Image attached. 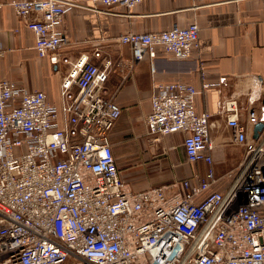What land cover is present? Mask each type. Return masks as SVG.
Instances as JSON below:
<instances>
[{"label": "built area", "instance_id": "built-area-1", "mask_svg": "<svg viewBox=\"0 0 264 264\" xmlns=\"http://www.w3.org/2000/svg\"><path fill=\"white\" fill-rule=\"evenodd\" d=\"M142 1L9 2L34 34L36 56L68 71L56 103L42 91L0 80V264H264V139H248L236 100L220 106L244 158L228 176V189L217 192L210 187L216 180L210 116L195 109L198 91L181 81L157 85L148 134L154 140L181 134L187 161L207 168L203 176L134 192L120 177L110 142L121 114L103 95L111 61L98 48L92 58L104 60L99 65L87 55L70 60L60 53L62 19L72 8L131 11ZM198 37L199 26L191 23L128 32L118 42L129 47L133 62L158 51L187 60L199 53ZM253 80L251 103L260 98L261 82ZM225 84L226 78L217 80ZM259 122L264 105L248 111V123Z\"/></svg>", "mask_w": 264, "mask_h": 264}, {"label": "crops", "instance_id": "crops-1", "mask_svg": "<svg viewBox=\"0 0 264 264\" xmlns=\"http://www.w3.org/2000/svg\"><path fill=\"white\" fill-rule=\"evenodd\" d=\"M10 1L2 0L0 12V80L13 81L28 91H42L56 103L68 66H53L47 58L36 56L34 34L15 16ZM86 6L74 7L63 16L60 30L66 42L60 53L70 60L87 55L99 65L104 60L92 58L98 48L112 63L103 95L121 109L110 132L120 177L138 192L204 175L205 164L187 161L181 134L154 140L145 126L155 87L181 81L198 91L196 111L210 116L216 174L210 187L225 192L232 182L228 176L238 171L244 151L233 140L227 125L229 113L220 104L236 100L238 121L245 125L248 139H264V132L255 138L248 123L249 109L257 112L264 105V0H143L131 11ZM191 23L199 26V53L191 59L175 60L158 51L154 59L133 62L129 47L118 42L128 32H157ZM221 77L226 84L218 86ZM254 78L261 82L260 98L251 103L248 97L255 95ZM203 82L211 87L202 90Z\"/></svg>", "mask_w": 264, "mask_h": 264}, {"label": "water", "instance_id": "water-1", "mask_svg": "<svg viewBox=\"0 0 264 264\" xmlns=\"http://www.w3.org/2000/svg\"><path fill=\"white\" fill-rule=\"evenodd\" d=\"M264 129V124L263 123H257L253 126V133L254 137L257 138L258 135L263 131Z\"/></svg>", "mask_w": 264, "mask_h": 264}]
</instances>
